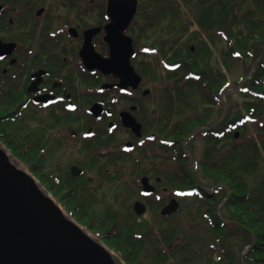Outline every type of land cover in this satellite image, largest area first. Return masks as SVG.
<instances>
[{
    "label": "flooded vegetation",
    "instance_id": "obj_1",
    "mask_svg": "<svg viewBox=\"0 0 264 264\" xmlns=\"http://www.w3.org/2000/svg\"><path fill=\"white\" fill-rule=\"evenodd\" d=\"M194 1L191 10L197 12L221 0ZM228 2L222 12L230 14L231 0ZM110 4L111 0H0V93L3 115L7 116L3 125L19 124L17 140L31 137L34 167L47 184L67 187L69 197L78 196L86 205L95 201L100 190L93 184H97L95 177L101 172L98 164L103 158L107 164L104 175L112 177L126 168L124 162L137 172L146 160L148 169L141 178V197L133 203L134 213L135 202L141 201L147 211L152 205L161 207L162 214L165 206L180 197L179 186L166 199L160 196L161 190L169 191L164 176L171 173L178 177L192 170L193 193L198 200L218 202L223 192L227 212L218 214L219 218L224 222L245 221L246 214L237 215L228 205L232 190L227 175L233 171L245 183L248 163L261 175L264 172L258 160L247 162L244 147L237 142L246 124L258 122L256 115H264L263 72H246L237 89L231 88L230 23L198 22L202 32L195 35L184 19L194 21L197 15L193 19L184 16L176 0H137V11L131 19L132 0L119 3L127 8L118 17L112 15ZM234 4L232 11L240 16L244 43L252 47L248 55L236 54L239 59H247L264 46V39L248 38L263 33L264 0H239ZM158 8L169 19L163 26L168 38L143 45L144 38L151 37V28L162 22L161 15L154 13ZM185 38L196 42H186ZM187 44L197 52L190 58L205 60L209 65L208 71L193 70L187 75L209 77L207 95H197L195 90L190 94L184 84L188 81L183 78V64L190 54ZM113 56L119 63L133 66L137 75L130 73L128 85H122V77L114 72L88 65ZM258 82L263 84L260 89ZM237 90L241 95L238 103L244 109L232 116L230 98ZM195 95L199 102H193ZM27 124L35 128V136L28 132ZM7 132H3L4 138ZM231 141L236 142L232 147L240 150L234 158ZM200 142L205 147L198 156ZM109 165L115 166V171ZM201 174L213 181V193L203 184ZM144 177L155 187L154 192H145Z\"/></svg>",
    "mask_w": 264,
    "mask_h": 264
},
{
    "label": "trees",
    "instance_id": "obj_2",
    "mask_svg": "<svg viewBox=\"0 0 264 264\" xmlns=\"http://www.w3.org/2000/svg\"><path fill=\"white\" fill-rule=\"evenodd\" d=\"M239 0H231L230 8L231 13L222 12L228 4V0H221L215 5H204V8L199 11L191 10L190 18H194L197 15L199 22L201 24H213V23H230L232 25L240 23L239 16L233 13V9L236 8L234 2ZM192 3V0H190ZM206 2V0L204 1ZM208 2V0H207ZM239 6V5H237ZM221 9V11L219 10ZM264 23V21H263ZM231 49H232V61L239 59L236 53L248 55V51L252 50L251 46H247L244 43L245 37L240 31H236L233 26L231 29ZM249 35V39L260 38L264 39V28L263 33L260 37H252ZM185 41L192 42L191 39L185 38ZM196 42V41H194ZM188 50L190 52L187 61L183 64V74L184 79H188L184 84L188 91L195 90L196 93L208 94V89L210 88V78L205 76L201 78L197 76H187L190 75L194 70L205 69L208 71V63L205 60H194L190 56H195L197 52H192L191 48L187 44ZM259 55L264 51V46L256 48ZM250 67L246 65V71L249 72ZM257 72H263L262 83L264 82V56L258 65ZM187 77V78H186ZM194 77V78H193ZM255 77L254 79H257ZM259 82H261L259 80ZM258 82V83H259ZM257 86L259 89L263 87V84ZM185 88V90H186ZM220 88V87H219ZM218 89V88H217ZM3 94L0 93V96ZM3 101L0 97V140L4 142L8 149L20 159L29 169L43 181L47 188L57 196L63 207L75 217L81 224L85 227L98 234V236L114 251L119 252L120 258L118 262L123 259L126 264H145L143 257L141 255V249L139 245L144 246L146 243V238L149 239L151 246H156L158 248L157 253L160 257L169 260L170 254H168L164 247H160V236H156L153 229L148 227L147 224L138 223V218L140 215L134 216L133 219L131 215L124 216V214L118 210L116 204H110V210L105 212V215L98 216L90 206H87L82 202V200L77 196L75 198L69 197L67 187L62 185L50 186L47 181L44 180V176L40 175L36 168L34 167V159H32L31 153L34 151L32 145L31 137L24 136L23 141L16 139L17 130L19 124L12 123L10 125H3V119L6 115H3ZM25 129V128H24ZM8 130L7 137H3V132ZM9 133V134H8ZM31 136L32 133L30 132ZM209 146H206L208 151ZM258 148H255L257 151ZM240 152L235 146L231 149V157L234 158L236 153ZM185 154V153H184ZM185 158H188L185 156ZM253 171L255 173H253ZM252 178L254 180L251 181ZM224 176L220 179L222 181ZM228 177V187L232 190V202L228 203L232 207V210L237 215L246 214V220L242 222H224L222 221L216 210L217 205L212 207V200H206V204L209 207V211L212 212V216L208 215V218L212 217L211 222H208L206 226V234L211 239H214L213 250L217 251L218 260H214V264H264V176L256 171V167L251 163L247 165V180L245 183L239 181L240 176L234 174L232 171ZM180 184L187 188L193 186L195 183V174L191 170L190 174L181 175L177 177ZM244 186V188H243ZM223 190H226L223 188ZM240 195H243L242 197ZM168 218V217H164ZM239 219V217H237ZM124 225V227H123ZM137 225H139L137 227ZM167 240L169 245H171L170 238H163ZM255 239L250 251L246 254L244 262L241 259V253L243 250L252 244ZM188 245H184L183 249H187ZM237 250L239 252H237Z\"/></svg>",
    "mask_w": 264,
    "mask_h": 264
},
{
    "label": "rangeland",
    "instance_id": "obj_3",
    "mask_svg": "<svg viewBox=\"0 0 264 264\" xmlns=\"http://www.w3.org/2000/svg\"><path fill=\"white\" fill-rule=\"evenodd\" d=\"M176 1L177 3H179V7L183 9L184 16H188L191 14L190 10L194 8V5L192 6L190 5V0H176ZM237 7L239 8V6ZM154 13L158 16L162 14L159 8L155 10ZM158 16H155V18L152 19V23L156 21V17ZM163 16L162 15L160 16L162 17V22L157 27L151 28V32H150L151 37L144 38L142 42L143 45H147V43L149 44L150 42L154 43V41H156L161 37L168 38V35L163 33V26L166 23H168L169 19L165 17L166 15L164 17ZM238 18H240V16ZM193 20L194 21H191L189 19L188 20L184 19L185 25H187L189 29L191 28L190 31H192L193 34L194 33L195 35L201 34L202 31L198 30L199 19L194 18ZM241 28H243V26L241 25L240 27V23H238L235 27L236 31H240ZM193 30H195V32ZM2 35L3 34L0 25V37ZM253 54H254L253 56H250L247 59L240 58L234 61H232L231 59L232 62L230 66V79L232 81L231 84L232 89H237L241 78L246 76V72H247L246 65L250 67L257 59L258 57L257 52L256 53L254 52ZM261 55L264 56V54ZM0 74H2V69H0ZM170 85H174V83H171ZM239 92L240 91L238 90L234 91L232 98H230L232 103V116L238 114L240 110L244 109V106L241 103H238L239 102L238 99L241 98ZM190 94H192L191 91ZM197 95L200 94L197 93ZM0 97L2 98L3 101V95ZM200 97L201 96H199L198 98ZM194 98L195 99L193 102L196 101L199 102L198 99L196 98V95ZM199 100L200 103L203 102L201 99ZM256 117L258 122H248L245 126V129L241 131L240 137L237 140V142H239L242 148L244 147L242 152H244L245 155L247 156L248 158L247 162L249 161L256 163L258 160L262 168L264 166V125H262V122H264V115H260V116L256 115ZM27 128L29 133L31 132L33 136L36 135L35 128L33 126L27 124ZM19 135L20 134H16V137ZM235 143H236L235 141H231V148H233L232 145ZM0 146L3 147L2 144H0ZM204 147L205 144L203 142H200L198 144V149H197L198 156L202 155V151ZM256 147L257 148L259 147L257 151H255ZM5 149L9 151L6 147ZM11 158L14 159V161L19 166H22L25 169L30 170L27 165H25L12 153H11ZM103 161H105V158H103L101 163L98 164V166L100 165L101 172L100 174L97 173L95 177L97 184H93V186L99 187L100 190H98L99 192L95 201L93 203L88 204L87 206H90L91 209L95 213H97L98 216L100 217L102 215H105V212H108L110 210L109 207L111 206L110 204H116L118 210L121 211L124 214V216L131 215V217L134 219L135 218L134 216L136 214L134 213L133 203L135 199L141 197V188H142L141 178L143 177L145 171L148 169V164H147L148 161L147 162L146 160L143 161L142 165L139 167V170L137 172H132L131 169L133 167L132 166L129 167L128 163L124 162L125 163L124 166L126 168H124V170L119 171L118 172L119 174H117V176L115 177L104 175V171L105 168L107 167V164ZM66 163H67L66 160L63 161V164ZM109 167L112 168V170L114 171L116 169V167L112 165H109ZM127 170L129 171V174L126 173ZM92 173L93 171H91V174ZM262 173H263L262 175L264 176L263 171ZM252 176L253 175L251 173V177H250L251 181L254 180ZM164 177H165L164 185L165 184L168 185L169 191L164 192L161 190L160 196L166 199L167 195L171 194L172 191L176 193L178 186L179 188H183V187L182 185H179V183L177 182L176 175L167 173ZM201 177L204 179V181L202 180L203 184L209 187V192L213 193V188H212L213 181H211V179L205 176L204 174H201ZM174 183H178L176 185L177 188L176 187L174 188L173 186ZM44 188L45 189L47 188L46 185L44 186ZM103 192H106V196L108 199L104 198L105 194ZM74 193L77 194V192ZM222 195L223 196L220 197L218 202H214V203L211 202L212 204L210 205L212 207H215V205H217L216 212H220V215L223 216L227 212V208H226V203L223 204L224 202L223 192ZM51 196H54V199L61 206H63L60 199L57 196L53 195L52 192H51ZM179 196L180 197L178 198V202L180 207L170 217L164 218L160 213L161 207L152 205L150 206L149 210L144 215L141 216V219L138 218L137 224L138 223H143V225L147 224L148 227L152 228L155 235L160 236L161 238L160 243H158L159 246L164 247L166 252L170 254L169 260L160 257L159 254L157 253L158 248L156 246H151L149 239L146 238L145 240L146 243L144 244V246L139 245L141 249V255L143 257L145 264H214L213 257L215 260H218L216 258L218 254L217 251L213 250V248H215L213 246V243H215L214 239H211L206 234L205 225H208V222H210L205 217V213L209 212V207L206 204L207 199L200 198V200H198L196 196L189 195L188 193L186 195H184V193L183 194L180 193ZM219 206L221 208H219ZM62 208L64 210V207ZM138 226L139 225H137V227ZM83 229L85 230V232L88 233V230L85 227H83ZM89 233L92 236H94V238H97L101 243L103 242L98 235L90 231ZM166 236L170 238L171 245H169L167 240L163 239ZM186 244L188 245L187 249H183V246ZM237 252L239 251L237 250ZM115 255L117 256V254ZM121 264H124V262H121Z\"/></svg>",
    "mask_w": 264,
    "mask_h": 264
},
{
    "label": "water",
    "instance_id": "obj_4",
    "mask_svg": "<svg viewBox=\"0 0 264 264\" xmlns=\"http://www.w3.org/2000/svg\"><path fill=\"white\" fill-rule=\"evenodd\" d=\"M122 0H111L114 17L123 16ZM129 13L133 18L137 0ZM1 10V6H0ZM0 56H3V40L0 39ZM115 56V55H114ZM114 56L108 60L88 63L122 77V85H128L130 73H135L129 62L119 63ZM256 64L253 66V71ZM137 75V74H136ZM138 82L140 77L137 76ZM138 84V83H137ZM79 169V168H78ZM148 193L155 191L148 177L143 180ZM179 208L173 201L162 213L169 215ZM146 205L135 202L138 214L146 212ZM247 249L243 255L248 251ZM0 264H117L114 256L96 239L89 236L71 219L55 201L39 186L29 172L17 165L0 147Z\"/></svg>",
    "mask_w": 264,
    "mask_h": 264
}]
</instances>
